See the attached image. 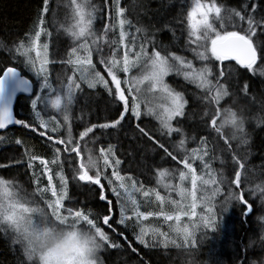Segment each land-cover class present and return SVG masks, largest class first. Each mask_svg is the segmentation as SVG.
Segmentation results:
<instances>
[{
    "label": "snow or ice",
    "instance_id": "6c2138e0",
    "mask_svg": "<svg viewBox=\"0 0 264 264\" xmlns=\"http://www.w3.org/2000/svg\"><path fill=\"white\" fill-rule=\"evenodd\" d=\"M63 3L64 16L60 19L50 0H38L33 29L10 46L0 41V49H6V58L0 62V130L7 133L9 126H20L36 134L34 139L43 141L51 153L49 159L47 151L37 153L35 145L18 137L13 143L19 158L16 154L0 155V169H16L19 176L23 168V175L30 172L29 179L35 185L29 192L17 176H0V232L12 234L13 244L19 247L18 264H96L89 258L90 249L49 252L37 260L33 242L39 238L43 217V223L74 220L86 224L103 248L124 249V244L113 242L97 226V220L102 219L113 232V221L132 228V237L124 231L117 235L137 255L136 264H150L140 256L139 245L149 250L174 246L189 257L184 264H196L192 258L196 250L210 233L220 229L230 206H238L242 215L250 216L255 210L246 198L250 192L259 196L264 211V158L258 167H250V153L246 151L251 146L248 117L243 109L234 107L235 100L232 105L225 103L234 96L250 97V102L256 103L253 77H264V14L257 19L258 13H264V0H245L238 8L227 7L224 0H192L186 27L182 10L174 26L164 24L171 31V41L182 39L180 51H190L192 59L161 44L156 39L160 29L149 34L148 27L137 26L139 20L134 24L123 0H103L102 5L93 0ZM104 9L108 18L103 30H98L94 22ZM49 14L55 33L49 30ZM45 36L48 39L41 42ZM61 36L66 40H60ZM105 46L110 54H105ZM58 67L63 73L57 83L52 73ZM173 76L185 83L169 84L167 80ZM260 83L264 85V80ZM187 85H193L194 90L189 91ZM100 90L106 93L107 115L103 122L93 123L83 120L82 114L79 119L83 127L76 134L74 127L81 125L73 124L74 106L80 97L87 102ZM21 92L29 94L30 111L24 118H18L13 109V101ZM260 106L264 110V92ZM50 110H54L53 115L48 114ZM145 116L157 122L155 132L142 126ZM255 119L257 125L264 126V115ZM125 122L134 134L147 138L146 143L153 146L151 151L163 153L159 161L154 160V167L145 165L155 177L156 187H148L133 174L130 161L125 166L121 156L127 159L134 153L118 152L114 143L104 146L103 140L124 129ZM226 129L231 130L230 135ZM4 139L0 136V141ZM189 142L196 147L189 148ZM210 155L220 160L221 170L213 167ZM169 162L176 166H160ZM250 177L259 182H251ZM42 178H47L46 185L42 186ZM72 182H85L89 194L98 195L94 201L98 211L65 208L66 202L76 203L69 192ZM159 187L167 195L157 191ZM48 193L51 196L45 199ZM154 202H159L158 211L142 210ZM169 205L171 212L165 211ZM93 215L97 219L91 218ZM149 218L167 224L168 231L148 224ZM256 219L260 241L264 242V215Z\"/></svg>",
    "mask_w": 264,
    "mask_h": 264
},
{
    "label": "trees",
    "instance_id": "16d2710c",
    "mask_svg": "<svg viewBox=\"0 0 264 264\" xmlns=\"http://www.w3.org/2000/svg\"><path fill=\"white\" fill-rule=\"evenodd\" d=\"M99 5L103 4V0H99ZM224 3L227 7H239L245 3V0H224ZM123 4L129 8V19H132L133 23L136 24L137 20L140 21L137 26L141 24L148 27L149 34L157 29L160 31L156 32V39L163 45H169V50L177 51L180 55H185L189 59H192V54L188 50L180 51L183 49V40L181 39L177 43L171 41V31L164 28L165 23H169L170 27L176 24V16L178 13L183 11L185 16V27L187 25L186 14L189 8L192 5V0H123ZM37 6L38 0H0V41H3L5 45H11L13 41H19L21 38H24L25 33H28L33 29V25L36 21L37 16ZM143 6V7H141ZM250 7V5H249ZM147 10V11H146ZM264 13H258L257 19L260 15ZM107 9L103 10V14H98L96 21L94 22L95 28L98 30H103V22L107 20ZM51 14L48 16V24L51 27ZM55 29V28H54ZM53 29V33H55ZM231 30V28H229ZM118 35V30H117ZM177 35H180V29H177ZM60 40H66V37L61 36ZM105 54H110L108 52V47L105 46ZM6 58V49H0V62ZM58 59V58H57ZM235 63L234 61L232 62ZM21 67L23 65L21 64ZM239 66H237L238 68ZM63 73V68L58 67L52 73V79L55 82L58 81V77ZM252 76L251 73L248 74ZM35 79L34 77H32ZM253 79L255 83V94L257 97L256 103L252 104L250 102V97L245 99L243 97H231L228 98L225 103L227 105H232L233 100H235L234 107L236 109H243L244 114L248 117V131L250 133V147L246 149L250 153L248 160L249 165L259 166L262 163V158H264V126L257 125L255 117L264 115V110L260 106V94L264 92V85L260 83L261 80H264V77H259V75L254 76ZM177 84H184L185 82L181 77L173 76L171 80H167L169 84L173 82ZM189 91L194 90L193 85H187ZM180 90V89H178ZM106 93H103V90H100V93H94L92 99H89L87 102L84 97H80L79 102L74 106V120L73 124H80L81 127L75 128L74 132L78 134L82 130L83 123L79 119L83 114V120H91L93 123L103 122V118L107 115L106 112V103L104 97ZM195 107V105H193ZM15 114L18 118H24V116L30 111L29 98L21 96L17 99L15 108ZM147 125L149 129L155 132L158 128V124L152 117L145 116L143 118V125ZM226 134L230 135L231 130L226 129ZM159 135V133H156ZM193 133H189L192 135ZM201 135H204L205 132H201ZM36 134L29 132L26 129L21 127L19 128H10L7 130V133L2 132L0 136H4L5 139L0 141V155H13L16 154L19 158V154L16 152L14 141L18 137H23L26 141L29 142L30 146L35 145L37 153L48 152V158H51L50 150L47 149V146L43 144V141H38L34 139ZM97 136L101 134L96 133ZM91 139V138H90ZM178 139V137H177ZM147 138H141L138 133L134 134L132 128L127 125L125 122V128L122 129L119 133H113L112 136L108 139H104V146H107L108 143H114L118 145L117 151L121 152H131L134 153V156L128 157L125 159L124 156H121V159L125 160V166H129V161L131 162L130 166L132 168L133 174H138L139 179L145 181L148 187H156V180L154 176H150L149 172L145 170V165L154 167V160L159 161L160 155H163L161 152L157 155L155 152L151 151L153 147L150 143H146ZM235 146V145H233ZM99 147V145H97ZM189 148L196 147L195 144L189 142ZM242 151H245L242 146ZM22 151V149H20ZM215 155H219L216 153ZM170 161V158H167ZM223 159V157H222ZM209 160L212 162L213 167L221 170L220 160H213L212 155L209 156ZM231 163L230 159L228 161ZM162 167H175V162H169L167 164L160 165ZM196 166L198 162H196ZM20 175L17 176L16 169H12L11 172H6L3 169H0V176L6 178H11L12 176H17V181L23 185V187L31 192L35 185L31 184L28 175H23L24 169L21 168ZM67 176H71L70 172H66ZM251 182H259L258 178L250 177ZM57 183V180L54 181ZM47 184V178H42V185ZM190 187V185H188ZM247 187V185H246ZM157 191H160L162 195H167L165 190L162 187L157 188ZM69 192L71 194V199L76 203L71 202L65 203V208L74 207L80 208L81 210L87 212L95 213L98 211L95 200H98L97 196H91L89 194V188L85 182H75L70 183ZM113 201L115 197H112L111 194H108ZM173 198L179 199L175 193H172ZM49 194L45 196V199L49 198ZM249 199V203L253 204L254 211L250 216L245 217L242 215V209L238 206H230L229 210L223 214V220L221 222L220 229L215 233H210L208 239H206L196 250L194 256L196 264H252V261H256L257 264H264V242L260 241V228L259 221L256 219L257 216L264 213L259 206V196L253 197L249 192L246 196ZM38 199V196H37ZM155 198L153 197V201ZM42 203V201H40ZM146 211H158L159 202H154L142 208ZM165 211H172L171 205L167 206ZM101 213L100 215H104ZM117 219L119 218V212L115 213ZM97 219L94 215L91 217ZM184 222H187V218H181ZM113 227L116 228V232H113L108 228L107 225L103 223L102 219L97 220V226L101 227L106 233H108L113 242L119 241L124 244V249H105L99 253L103 264H136L138 259L135 253H132L126 247V243L123 238L117 235V232L124 231L126 235L132 237L133 230L131 227L125 228V226H117L113 221ZM148 224H151L154 227H162L163 231H168L167 224L161 225L159 220L154 218H149L147 221ZM173 223H177L173 221ZM250 241L252 242L250 244ZM133 246H137L136 242L132 240ZM138 251L140 256L144 260L149 261L150 264H184L189 257L180 249L175 248L174 246H169L165 249L163 246L154 249H145L143 245L138 246ZM18 245H14L12 242V237L10 233L0 232V264H18Z\"/></svg>",
    "mask_w": 264,
    "mask_h": 264
},
{
    "label": "clouds",
    "instance_id": "9594fccd",
    "mask_svg": "<svg viewBox=\"0 0 264 264\" xmlns=\"http://www.w3.org/2000/svg\"><path fill=\"white\" fill-rule=\"evenodd\" d=\"M39 233V238L33 242L34 256L37 260L40 255L49 252L90 249L89 258L95 260L96 264H101L99 252L103 245L88 225L82 226L74 220H69L66 224L43 223L41 217Z\"/></svg>",
    "mask_w": 264,
    "mask_h": 264
},
{
    "label": "rangeland",
    "instance_id": "374dc122",
    "mask_svg": "<svg viewBox=\"0 0 264 264\" xmlns=\"http://www.w3.org/2000/svg\"><path fill=\"white\" fill-rule=\"evenodd\" d=\"M57 1V4H58V8H59V10L57 11L58 12V18H60V19H62L63 18V16H64V3H63V0H56ZM48 39V38H47ZM46 39V40H47ZM44 41V39L42 38V40H41V42H43ZM133 74H135V73H133ZM49 115H53L54 114V110H50L49 111V113H48ZM147 117H149L150 118V116H147ZM57 183H59V181L57 180ZM43 186V185H42ZM49 194V196H51V194L50 193H48ZM10 235H11V237H12V234L10 233ZM103 250V248L101 249V251ZM101 251L99 252V253H101ZM99 259L101 260V258H100V256H99Z\"/></svg>",
    "mask_w": 264,
    "mask_h": 264
},
{
    "label": "water",
    "instance_id": "95a60500",
    "mask_svg": "<svg viewBox=\"0 0 264 264\" xmlns=\"http://www.w3.org/2000/svg\"><path fill=\"white\" fill-rule=\"evenodd\" d=\"M21 96H25V97H29V94L28 93H23V92H21V93H18L17 94V97L14 99V101H13V109L15 108V104H16V101H17V99L19 98V97H21ZM14 113H15V111H14ZM19 128L20 126H15V125H13V126H9L8 127V129H10V128ZM7 129V130H8ZM2 132H4V130H0V133H2Z\"/></svg>",
    "mask_w": 264,
    "mask_h": 264
},
{
    "label": "bare ground",
    "instance_id": "6f19581e",
    "mask_svg": "<svg viewBox=\"0 0 264 264\" xmlns=\"http://www.w3.org/2000/svg\"><path fill=\"white\" fill-rule=\"evenodd\" d=\"M98 2H99V0H93V3L99 4ZM50 3H51V5H52L53 8H56L57 11L59 10L58 4H57V1L56 0H50ZM53 29H54L53 27H49V30L52 31V32H53ZM54 31H55V29H54ZM47 38L48 37H46V36L43 37L44 40H46Z\"/></svg>",
    "mask_w": 264,
    "mask_h": 264
}]
</instances>
